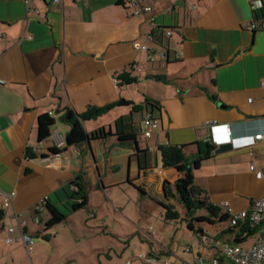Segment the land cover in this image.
I'll use <instances>...</instances> for the list:
<instances>
[{
    "label": "crops",
    "instance_id": "obj_1",
    "mask_svg": "<svg viewBox=\"0 0 264 264\" xmlns=\"http://www.w3.org/2000/svg\"><path fill=\"white\" fill-rule=\"evenodd\" d=\"M153 1L151 15L135 14L130 0H63L57 6L51 0H0V191L16 192L8 208L0 196V264L185 262L174 257L173 263L159 235L157 245L149 235L154 247L150 252L141 248L143 257L130 254L131 242L115 249L111 239L122 232L107 226L110 208L128 216L118 201L121 192L134 189L128 181L157 204L167 202L165 182L174 185L183 174L163 167L160 146H188L192 161L196 142L211 140L215 149L232 143V150L214 153L194 173L196 187L213 205L228 203L230 215L248 211L264 195V179L251 170L253 165L264 169V141L254 140L264 134L263 14L253 15L250 0ZM163 27L173 35L163 37L160 47L148 36ZM135 44L156 54L170 49V63L151 62ZM132 66L138 82L118 87L115 79ZM152 76L161 78H147ZM120 98L137 104L146 98L157 101L159 131L149 139L141 135L137 145L122 146L110 136L58 154L49 152L50 138L39 143L40 116L54 118L53 129L66 136L69 126L61 120L66 109L83 113ZM130 115L129 108H118L85 122L84 128L111 127L115 135V121ZM130 120L141 127L143 115ZM32 147L40 152L31 160L26 152ZM78 179L88 194L87 206L45 231L50 212L40 209L42 222H35L34 207L45 200L61 207ZM24 235L36 241L31 254ZM9 238L15 241L8 243Z\"/></svg>",
    "mask_w": 264,
    "mask_h": 264
},
{
    "label": "trees",
    "instance_id": "obj_2",
    "mask_svg": "<svg viewBox=\"0 0 264 264\" xmlns=\"http://www.w3.org/2000/svg\"><path fill=\"white\" fill-rule=\"evenodd\" d=\"M263 14L264 12H261ZM157 31L153 33L154 43L160 47L164 46L163 37H165L166 27L157 28ZM168 58L167 63H170L171 50L167 48ZM178 55H174V59H178ZM136 69L132 66L130 72L124 71L116 79L118 87H124L138 82L137 77L134 76ZM149 79H160V76L147 77ZM118 108H129L130 116L120 117L115 121L116 134H112L111 127H101L92 132H87L84 128V123L88 121L97 120L111 111ZM133 114H142L143 119L149 116L151 119L160 121L161 107L160 104L150 98H146L141 104L134 103L132 101L120 98L119 100L107 104L103 107H89L83 113H76L71 109H66L64 116L61 120L69 126V131L66 135V147L63 150L51 148L49 152L51 154H58L64 150H67L73 146H80L86 143H90L98 140H105L110 136H116L118 142L122 146H131L132 144H138L139 138L141 137V127H137L136 124L131 122L130 117ZM129 119V120H128ZM55 119L48 114L42 115L38 120V134L39 143L44 142L50 137L51 131L55 126ZM197 147V154L194 156L192 161H189L186 154L188 146H175V145H164L158 148L161 156L162 165L165 169H175L183 176L175 182L174 185H170L165 182V198L166 203L159 202L158 204L165 211L166 221H180L181 213L177 210L176 205L171 202V199H177L179 203L185 209V219L188 224L189 231L196 234L198 240L201 242L202 239L207 236L206 231L197 225H216L218 223H227L228 228L222 231L215 240L228 236L226 243L234 245H251L253 240L258 236L260 227L252 224L248 219H243L232 224V219L229 212L222 206L213 205L209 202L206 192L199 189L195 185L194 173L198 171L204 162L210 160L214 156L215 145L211 140L200 141L194 144ZM139 153H142L138 150ZM145 153V152H144ZM28 159H36L37 156L27 150L26 152ZM127 184L131 187L136 188L144 194L141 187L134 185V181H128ZM70 187L74 188L71 190L70 195H67V202L61 204V207L52 204L49 200L43 201L34 207V221L42 222L40 219V209L47 208L50 212V220L46 223L47 228L45 231L50 230L55 225L63 222L69 215L77 212L78 210L85 208L88 203V194L85 190L82 179H78ZM175 189V193L173 190ZM199 211L204 213L198 214ZM4 212L0 211V222L3 220ZM44 238L49 239V236ZM252 240V242H249ZM245 247V246H244Z\"/></svg>",
    "mask_w": 264,
    "mask_h": 264
},
{
    "label": "rangeland",
    "instance_id": "obj_3",
    "mask_svg": "<svg viewBox=\"0 0 264 264\" xmlns=\"http://www.w3.org/2000/svg\"><path fill=\"white\" fill-rule=\"evenodd\" d=\"M45 144L47 145L48 142ZM173 193H175V189L173 190ZM118 201L123 205L124 212L125 214H128V216L120 213L116 214L114 208L109 209L112 213L107 215V226L114 227L122 232L121 238L111 239L113 248L123 249L131 242L132 246L131 249H129L130 254L137 257H143V253L140 249L146 248L149 250L148 252H150L152 246L154 247L152 241L157 245V242H159L157 236L159 235L160 240H163V242L166 243V246L168 245L171 249L173 253V263L175 262L174 257L178 258L180 261L193 262V251L196 250H200L201 256L208 263H210L215 256L221 257V254L217 255V252L214 249H211L208 246L202 248L203 246L199 245V240L196 234L189 231L187 221L184 220L186 213L185 209L176 198H172L171 202L176 205L177 210L182 214L181 220L178 222L166 221L164 209L153 201L150 196L146 197L136 188H131L128 190L127 194L121 192ZM140 212L143 217H140ZM202 213L204 212H198V214ZM120 216H122L123 219H121ZM136 216L138 220L134 219ZM114 217H117V219ZM199 226L206 231V234H209L215 239V237L228 228L229 225L228 222L218 223L216 225L196 224L197 228H199ZM148 234H151L154 240L151 241L152 238H150ZM228 238L229 237L226 235L223 238H219L216 243L219 242L224 245ZM249 242H252V240ZM243 246L249 247L250 245ZM188 249H191V252H188ZM170 261L172 262L171 259Z\"/></svg>",
    "mask_w": 264,
    "mask_h": 264
},
{
    "label": "built area",
    "instance_id": "obj_4",
    "mask_svg": "<svg viewBox=\"0 0 264 264\" xmlns=\"http://www.w3.org/2000/svg\"><path fill=\"white\" fill-rule=\"evenodd\" d=\"M53 5L57 6L61 4L63 0H51ZM250 6L253 15L256 17L257 14L264 12V0H250ZM129 7H132L135 10V14H151L155 13V3L153 0H130ZM195 8V7H194ZM149 26L153 29L156 27L154 19H151L149 22ZM258 29L256 24H252L251 31H256ZM173 35L172 30H167L165 32L166 38H171ZM148 38L151 41H154L153 33H151ZM135 47L139 51H146L149 54V60L151 62L157 61L158 58L162 60H167L168 51L167 49L161 50L157 53L156 49H150L144 44H135ZM178 57L180 54L177 53ZM260 88L264 92V80L260 82ZM210 125H214V123H209ZM159 131V121L151 119L149 116H146L141 123V133L146 138L149 139L152 135ZM227 132L231 134V128L227 127ZM52 141L53 148L58 150H62L66 147V136L63 132L54 128L49 137ZM254 140H262L264 141V134H259L254 137ZM33 154H37L40 152L38 148H30ZM251 170L255 173L256 178L259 180L264 179V169L257 170L253 165ZM0 196L4 200V207L8 208L11 203L14 201L16 197V192H5L0 191ZM224 208L229 212H231L229 204L224 203ZM232 224H235L237 221L248 219L252 224L260 227V232L258 236L253 240L252 244L249 247H244L240 245H234L225 243L224 245L217 242L214 238H212L209 234L205 236L202 241H199V245H202L214 249L218 254H221V257L215 256L210 263H208L200 254V250L193 251L194 253V261L193 262H183L182 264H264V195L254 201L251 208L248 211L230 215ZM38 222V221H37ZM24 224H20V228L23 229ZM152 230V229H151ZM10 234H13L14 228L11 227L9 229ZM151 235V234H148ZM24 243L27 249L28 254L33 252V246L35 244V239L28 235H24ZM15 241L14 238H9L8 243H13ZM191 252V249L187 250Z\"/></svg>",
    "mask_w": 264,
    "mask_h": 264
},
{
    "label": "water",
    "instance_id": "obj_5",
    "mask_svg": "<svg viewBox=\"0 0 264 264\" xmlns=\"http://www.w3.org/2000/svg\"><path fill=\"white\" fill-rule=\"evenodd\" d=\"M89 147H90V144H89ZM233 148V144L232 143H226V144H222V145H219V147L215 150V155H220V154H223V153H226L230 150H232Z\"/></svg>",
    "mask_w": 264,
    "mask_h": 264
}]
</instances>
